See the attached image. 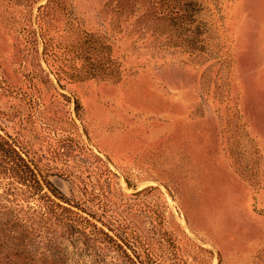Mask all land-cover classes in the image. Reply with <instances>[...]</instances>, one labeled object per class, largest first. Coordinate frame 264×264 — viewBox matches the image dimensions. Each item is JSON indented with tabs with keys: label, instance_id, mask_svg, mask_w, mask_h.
<instances>
[{
	"label": "rangeland",
	"instance_id": "obj_1",
	"mask_svg": "<svg viewBox=\"0 0 264 264\" xmlns=\"http://www.w3.org/2000/svg\"><path fill=\"white\" fill-rule=\"evenodd\" d=\"M0 133L140 264H264V0H0Z\"/></svg>",
	"mask_w": 264,
	"mask_h": 264
},
{
	"label": "trees",
	"instance_id": "obj_2",
	"mask_svg": "<svg viewBox=\"0 0 264 264\" xmlns=\"http://www.w3.org/2000/svg\"><path fill=\"white\" fill-rule=\"evenodd\" d=\"M178 7L171 23L181 30L185 8ZM0 186V264H71L63 241L81 251L111 244L128 264H140L1 133Z\"/></svg>",
	"mask_w": 264,
	"mask_h": 264
}]
</instances>
